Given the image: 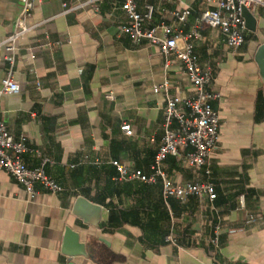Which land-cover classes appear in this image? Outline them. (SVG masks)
Here are the masks:
<instances>
[{
  "label": "crops",
  "instance_id": "obj_1",
  "mask_svg": "<svg viewBox=\"0 0 264 264\" xmlns=\"http://www.w3.org/2000/svg\"><path fill=\"white\" fill-rule=\"evenodd\" d=\"M84 1L36 0L27 23L40 25L16 43L12 77L19 91L0 98V119L14 139L26 138L24 163L34 168L47 159L46 174L63 190L30 199L0 171V264H69L60 252L66 226L79 232L92 254L74 257L73 264H264V81L255 61L264 43V9L252 13L255 31L247 30L237 50L228 49L217 30L202 28L194 51L212 73L209 90L219 95L212 102L220 118L218 141L202 169L173 156L162 169L173 183L213 182L216 199L164 201L159 180L118 181L111 162L150 174L165 105L153 88L167 83L172 96L185 99L191 85L174 56L166 63L157 48L135 46L121 32L126 17L120 0L62 13L64 4ZM135 2L139 11L154 8L147 26L163 21L183 34L215 6V0ZM185 8L188 22L178 25L171 13ZM19 12V0H0V41L12 33ZM9 56L0 47V81ZM79 196L101 206L97 227L71 214ZM240 196L244 209H238ZM169 235L175 244L166 241Z\"/></svg>",
  "mask_w": 264,
  "mask_h": 264
},
{
  "label": "built area",
  "instance_id": "obj_2",
  "mask_svg": "<svg viewBox=\"0 0 264 264\" xmlns=\"http://www.w3.org/2000/svg\"><path fill=\"white\" fill-rule=\"evenodd\" d=\"M99 0H86L72 7L63 5L62 13L80 9L87 4ZM121 10L126 17V23L121 32L129 37L135 46L148 44L154 46L164 56L166 63L174 56L182 65L185 76L192 89L189 98L179 99L172 96L167 83L153 88L154 93L161 92L165 97L163 108V137L158 150L150 165V174L130 168L127 164L112 161L111 164L117 172V180L122 182L140 181L145 184L161 182V195L164 201L175 198L185 201L191 196L206 197L210 202L216 199L215 186L211 181L173 183L164 170L162 164L169 156L183 158L185 164L193 169L200 170L208 164L219 136V114L214 110L212 102L219 95L209 90L212 83V73L208 68L202 67L194 49L201 40L203 27H210L219 32L223 43L228 49H239L244 41L247 28L242 17V10L253 13L257 8L264 9V0H215V6L204 10L195 19L189 32L183 34L171 25L161 21L154 27L147 26L152 19L154 8L147 6L139 11L135 0H120ZM210 1V0H207ZM20 12L14 22L11 34L0 41L10 53L8 58V71L0 81V98L4 95L15 94L19 85L12 77L14 66V52L16 43L23 36L30 33L40 24L29 25L27 19L35 8L36 0H19ZM178 25H185L190 16V10L185 8L171 13ZM107 99L113 100L111 93H106ZM120 130L131 135L128 124H122ZM30 151L26 138L20 136L14 139L0 119V171L9 174L21 187L30 199L40 192L59 194L62 187L49 175L44 167L49 161L44 159L34 168L28 167L22 156ZM207 174L208 170L205 171ZM245 208L243 196L238 198V209ZM251 221L254 216H249ZM220 227L213 228L211 242L217 246ZM166 241L175 244L174 238L169 235Z\"/></svg>",
  "mask_w": 264,
  "mask_h": 264
},
{
  "label": "water",
  "instance_id": "obj_3",
  "mask_svg": "<svg viewBox=\"0 0 264 264\" xmlns=\"http://www.w3.org/2000/svg\"><path fill=\"white\" fill-rule=\"evenodd\" d=\"M242 17L245 20L247 30L255 31L256 20L248 10H242ZM255 61L259 67L260 75L264 81V43L261 44L256 52ZM102 208L93 204L83 197L75 198L71 206V214L78 218L83 224L97 227L101 220ZM60 252L64 255L69 264L74 257L92 258L90 248L85 242L80 241L79 232L66 226L63 232Z\"/></svg>",
  "mask_w": 264,
  "mask_h": 264
},
{
  "label": "trees",
  "instance_id": "obj_4",
  "mask_svg": "<svg viewBox=\"0 0 264 264\" xmlns=\"http://www.w3.org/2000/svg\"><path fill=\"white\" fill-rule=\"evenodd\" d=\"M112 217H110V219H111Z\"/></svg>",
  "mask_w": 264,
  "mask_h": 264
}]
</instances>
